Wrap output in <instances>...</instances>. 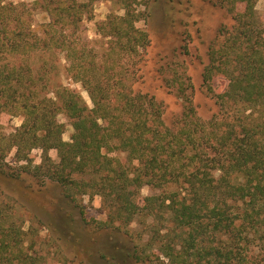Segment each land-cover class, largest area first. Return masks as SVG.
I'll return each instance as SVG.
<instances>
[{
    "label": "trees",
    "instance_id": "16d2710c",
    "mask_svg": "<svg viewBox=\"0 0 264 264\" xmlns=\"http://www.w3.org/2000/svg\"><path fill=\"white\" fill-rule=\"evenodd\" d=\"M97 1H0V264H52L36 249L30 220L45 223L59 246L84 253L90 264H264V22L257 0H209L233 20L209 44L202 70L217 110L201 117L193 85L173 72L163 82L183 107L171 123L163 102L140 86L137 64L151 38L138 23L155 4L169 10L175 0H115L124 13L110 12L91 40L84 21ZM58 52L91 104L56 80ZM217 76L226 84L215 83ZM14 117L22 122L7 133ZM52 184L62 191L64 202L52 203L69 234L52 216L23 214V198ZM144 186L151 189L145 196ZM84 195L101 198L105 219H86ZM107 242L111 252L95 246Z\"/></svg>",
    "mask_w": 264,
    "mask_h": 264
},
{
    "label": "rangeland",
    "instance_id": "374dc122",
    "mask_svg": "<svg viewBox=\"0 0 264 264\" xmlns=\"http://www.w3.org/2000/svg\"><path fill=\"white\" fill-rule=\"evenodd\" d=\"M0 1L32 2L34 0ZM171 5H169L168 10L166 2L155 4L152 7L153 11L150 17L146 21L142 20L138 23L139 26L149 32L151 38L147 53H143L139 57L137 64L141 75L140 86L143 91L155 94L158 100L163 102L165 117L167 122L171 123L181 113L183 102L176 92L164 84L163 77H170L173 72L177 73L178 71L185 83L193 85L198 114L203 118H208L217 110V105L214 98L203 87L202 70L208 61L207 51L209 44L217 40L220 41L219 29L222 25H231L233 23L232 16L225 10L214 7L209 0H175L174 5ZM140 8L142 10L145 9L143 6ZM256 9L260 19L264 22V0H257ZM110 12L122 14L124 10L115 0H100L95 3L93 18L85 19L84 21L88 39L94 40L98 37L96 24L105 20ZM35 19L38 22L45 20L41 13H36ZM185 25L189 28L187 30L190 36L185 34ZM163 63H168V66L162 68L161 65ZM57 65L59 75L56 80L81 92L87 102L91 104L88 92L80 84L74 83L68 77L66 73L67 63L64 59V54L61 52L57 53ZM214 82L221 85L226 84L225 79L220 76L215 77ZM59 120L67 123L64 115H60ZM21 122V117H14L6 127V132L13 131ZM71 133L72 127L67 124L64 139L69 140ZM34 153L39 155L40 151L34 150ZM52 154L56 157V152L52 151ZM0 181H3L2 177H0ZM150 193L151 189L149 186H144L141 190L143 196ZM55 198L62 199L64 202L61 189L53 184L37 196L28 199L24 197L22 202L27 208H22L23 214L25 218L30 217L29 215L32 212H37L46 219L52 216L48 219H50L53 226L64 231L65 234H69L66 219L64 220L62 217L63 211H58L55 202L52 203ZM80 201L84 206L85 216L88 221L95 224L97 220L106 218L99 196L90 198L88 195H84ZM66 209L73 211L71 208ZM77 213L75 211L72 212L74 221L80 219V215ZM29 223L33 224L38 230L36 249L40 253L45 254L52 264H90L84 253L77 254L71 246L65 247V242H62V247L59 246L60 244L53 237L56 236L55 231L47 227L45 223L30 220L29 222L27 221V226H29ZM76 224L78 225V222ZM67 236L70 237L69 235ZM95 246L104 247L110 252L113 248L111 242L97 243ZM63 254L68 256L70 260H64ZM142 264H150V262Z\"/></svg>",
    "mask_w": 264,
    "mask_h": 264
}]
</instances>
